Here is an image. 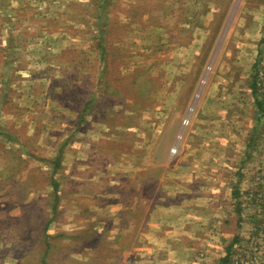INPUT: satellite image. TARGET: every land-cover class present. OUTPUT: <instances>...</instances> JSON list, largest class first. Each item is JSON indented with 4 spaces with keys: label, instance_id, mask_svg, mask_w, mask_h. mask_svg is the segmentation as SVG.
I'll list each match as a JSON object with an SVG mask.
<instances>
[{
    "label": "rangeland",
    "instance_id": "1",
    "mask_svg": "<svg viewBox=\"0 0 264 264\" xmlns=\"http://www.w3.org/2000/svg\"><path fill=\"white\" fill-rule=\"evenodd\" d=\"M263 70L264 0H0V264H122L121 246L135 264L170 193L179 207L188 199L184 263L264 264L251 202L223 248L202 245L218 220L203 217L206 193L188 170L170 169L194 161L201 141L203 161L251 136L264 149Z\"/></svg>",
    "mask_w": 264,
    "mask_h": 264
},
{
    "label": "crops",
    "instance_id": "2",
    "mask_svg": "<svg viewBox=\"0 0 264 264\" xmlns=\"http://www.w3.org/2000/svg\"><path fill=\"white\" fill-rule=\"evenodd\" d=\"M237 88L236 86L235 89ZM230 100L231 102L244 101L243 99ZM207 102L213 101L203 99L200 107L205 106ZM219 102L222 105H226L230 101L227 98H223ZM203 112L204 110H201L200 115ZM198 135L202 136V132ZM187 140L188 136L186 137ZM161 146V148H165L162 143ZM256 146V138L254 136H251L250 140L241 138L240 144H238V152H235V154L225 152L221 158L214 157L210 160L205 158L204 160H207L203 161L201 156L205 151L203 150L204 146H202L201 141L189 151V156L190 152L194 154V161L190 160L186 165L170 164V169L174 176H178L179 170H188L189 176L187 177L190 181L192 179V184L199 185V189L195 192L201 191L206 193V196L202 197L204 201L201 206L203 217L218 220V226H214L216 231L211 226L206 228L207 231L217 235L215 241L206 238L205 241L203 240L202 245H213L223 248L227 243L222 238H227V235L230 233L229 224H234L235 226H238V223L244 224L243 219H245L246 213L243 208L246 205V200L249 199L246 198L253 194V175L260 166L264 165V149H258L259 147L257 148ZM184 148L185 146L182 147L181 151L185 150ZM223 151H226V149ZM198 157H201V160H198ZM214 160L216 162L220 161V163L213 164ZM208 161L212 163H207ZM160 165H168V163L163 161ZM199 179L202 182H199ZM174 186L176 187L177 185L174 184ZM189 188L191 192H194V187ZM248 190L252 193H246ZM187 198H190L189 201L196 205L199 197L187 196ZM186 203H188V199H186ZM177 204L176 198L170 193L168 200L160 203L155 208V223L148 227V229L141 231L139 241L132 248L133 255L136 257L134 259L135 264H187L184 263L186 261L182 260L181 256H185L188 259L191 254L188 249H194L193 244L195 243L194 241H191L193 243H189L183 237V233L187 234L189 230L184 225L177 224V218H181L182 220L183 218H187V212L184 211L180 215ZM181 204L182 206L179 208H187L184 201H181ZM236 206L238 207L237 210L235 209ZM250 211H253V206ZM248 223H250V228L252 229L256 224L253 222L252 217ZM190 232L194 234L195 229L191 228ZM217 237L218 239L216 240ZM120 248L122 249L121 257L123 254L122 264H128V257L132 252L129 253L130 251L127 250L129 249L127 246H121Z\"/></svg>",
    "mask_w": 264,
    "mask_h": 264
},
{
    "label": "built area",
    "instance_id": "3",
    "mask_svg": "<svg viewBox=\"0 0 264 264\" xmlns=\"http://www.w3.org/2000/svg\"><path fill=\"white\" fill-rule=\"evenodd\" d=\"M211 71H212L211 66L206 69V72L202 76L199 86L197 87V90L191 100L189 108L182 122V129L181 132L179 133L177 144L172 149V153L174 154H176L179 151L180 142L183 140L186 130L192 123L194 112L198 108L199 101L203 95ZM263 74H264V70L261 71V75ZM260 89H264V85L263 86L260 85ZM253 186H254L253 194L249 196L248 200L251 202V205L255 209L256 214L263 217L264 216V165L260 166V168H258V170L255 171L253 175Z\"/></svg>",
    "mask_w": 264,
    "mask_h": 264
},
{
    "label": "trees",
    "instance_id": "4",
    "mask_svg": "<svg viewBox=\"0 0 264 264\" xmlns=\"http://www.w3.org/2000/svg\"><path fill=\"white\" fill-rule=\"evenodd\" d=\"M55 163H57V165H55V167L59 168L60 165H61V157L57 158V160L55 161ZM55 189L57 190L58 189V184L56 183L55 184ZM222 264H229V258H225L223 261H222Z\"/></svg>",
    "mask_w": 264,
    "mask_h": 264
}]
</instances>
